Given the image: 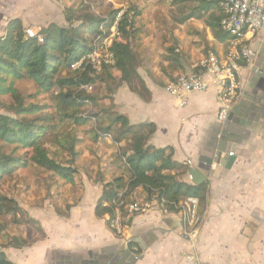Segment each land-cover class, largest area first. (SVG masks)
<instances>
[{
  "label": "crops",
  "instance_id": "crops-1",
  "mask_svg": "<svg viewBox=\"0 0 264 264\" xmlns=\"http://www.w3.org/2000/svg\"><path fill=\"white\" fill-rule=\"evenodd\" d=\"M73 1L0 0V12H6L0 37L12 19L36 26V9L69 7ZM175 5L170 0H132L138 31L129 40L148 92L143 97L114 70L113 81L106 76L94 85L97 100L89 109L96 113L114 106L132 124L154 123L150 143L173 149L182 181L207 185L196 242L186 236L188 226L179 211L136 215L124 235L110 227L109 214L97 216L104 184L123 173L118 154L127 142L95 139L91 121L80 128L73 180L55 177L43 182V191L16 197L22 209L18 217L23 213L29 224L23 227L18 221L19 231L10 234L28 245L3 248L14 264H264V31L258 38L263 58L255 67L241 66L242 94L222 126L214 87L192 92L184 106L166 90L179 74L196 70L208 54L225 57L228 49V40L216 38L206 21L215 8L202 11L204 18L177 19L171 26L167 10ZM216 10L221 12L219 5ZM51 22L66 24L65 18ZM144 197V188H137L135 198ZM126 249L132 253L120 260Z\"/></svg>",
  "mask_w": 264,
  "mask_h": 264
},
{
  "label": "trees",
  "instance_id": "trees-1",
  "mask_svg": "<svg viewBox=\"0 0 264 264\" xmlns=\"http://www.w3.org/2000/svg\"><path fill=\"white\" fill-rule=\"evenodd\" d=\"M199 2L201 6H185L183 10H190L178 19L179 22L193 17L204 18L202 11L218 7L215 0ZM120 9H112L107 16H102L83 0L78 6L65 7L66 24L51 22L43 27L40 31L43 43L26 35V27L20 19L8 22L0 37V97L9 96L12 102L8 106L2 103L10 112L0 113V143L2 148L10 146L11 149L10 152L0 150V180L19 167L35 165L72 181L77 172L74 163L80 155V128L93 121L95 139L109 136L117 143L127 142L118 154L123 173L104 184L96 206L97 216H112L121 201L136 199L139 187L144 188L146 199L164 198L170 210L179 211L176 205L190 196L199 199L200 208L205 207L207 185L182 181L178 172L181 165L173 159V149L150 143L156 132L154 123L132 124L114 106L96 113L89 109L97 98L93 90L83 86L96 85L106 76L113 81L114 70L120 71L121 81L143 97L148 92L139 78L136 54L129 40L138 31L135 8L125 10L119 25L121 36L110 47L114 64H103L98 70L83 62L80 67L73 68L99 43L96 36L103 33L102 25L106 31L104 37L109 35ZM222 17V10L219 15L212 13L207 24L215 37L224 42L229 40V34L221 28ZM23 80L33 82L39 91L48 94L49 102L27 103L33 95L23 94L16 85ZM20 151L24 152L20 154ZM19 212L22 209L16 199L0 194V215L15 216ZM7 227V221L0 222V233L5 234ZM6 236L7 242L0 246V264H14L3 248H21L28 245V241L19 236Z\"/></svg>",
  "mask_w": 264,
  "mask_h": 264
},
{
  "label": "built area",
  "instance_id": "built-area-1",
  "mask_svg": "<svg viewBox=\"0 0 264 264\" xmlns=\"http://www.w3.org/2000/svg\"><path fill=\"white\" fill-rule=\"evenodd\" d=\"M223 12L221 28L229 34L228 49L225 57L216 53L208 54L193 72L179 74L167 86V92L179 100L180 106L186 105L188 97L192 92L205 91L214 87L218 94L219 110L218 121L222 126L226 125L230 113L240 95L242 94V82L240 70L242 62L252 56V51L247 43L260 30L264 29V0H215ZM124 9L118 12L114 24L108 36L104 37L106 31L102 25V34L96 36L99 43L95 48L85 55L73 68L80 67L83 62L90 63L98 70L103 64H114V55L110 47L115 39L121 36L119 31L120 21ZM28 37L36 38L38 42H44V36L39 30L32 27L25 29ZM85 89L92 91L94 85H85ZM233 157L234 152H229ZM107 204V203H106ZM105 204V205H106ZM180 207L179 212L183 215L184 222L188 226L185 232L192 243L198 237L202 217L199 212L200 201L197 197H187L176 205ZM160 211L168 214L170 210L166 206L164 198L121 201L109 218V225L118 235H124L132 219L136 215L148 212ZM188 258H195L189 255Z\"/></svg>",
  "mask_w": 264,
  "mask_h": 264
},
{
  "label": "rangeland",
  "instance_id": "rangeland-1",
  "mask_svg": "<svg viewBox=\"0 0 264 264\" xmlns=\"http://www.w3.org/2000/svg\"><path fill=\"white\" fill-rule=\"evenodd\" d=\"M82 0H74L73 6H78V3H80ZM87 4H91L93 8L96 9V11L101 14L102 16H107L110 10L112 9H124L128 10L131 7L132 0H83ZM174 3H177V5L174 6V8H170L167 10L171 26L175 25L174 21L176 22L177 19H180L188 10H183L185 6H201L199 0H170ZM64 9L65 7H62V5L54 9H36L33 19L37 21L38 23L36 26L31 25L32 28L35 30L41 31L43 27H46L49 24V21H57L59 23L63 22L65 15H64ZM7 10V9H6ZM11 9H9L10 12ZM44 10H46L44 12ZM5 12H0V27H3L6 24V21L2 18V15ZM214 15H219L220 13L217 12L216 8L213 10ZM209 18V16H208ZM206 18V21L207 19ZM26 28L30 27V25L25 26ZM111 31V30H109ZM264 31V29L260 30L255 36L247 43L249 48L252 51V56L246 60L247 67H255L257 66V62L260 57L259 53L262 49V46L259 44V36ZM258 44V45H257ZM260 46V47H259ZM259 54V56H258ZM19 90L25 94V95H33V98L27 99V103L38 101V102H49L48 94L42 93L39 91L37 86L27 80L18 81L16 83ZM12 102V99L9 96L6 97H0V113H9V109L7 106ZM7 105H3V104ZM83 128V127H82ZM0 143V150L4 152H10L11 147L7 146L5 148L1 147ZM24 151H20L19 153L22 154ZM56 175L52 174L51 172L39 168L35 165L27 166V167H19L16 170H14L11 173L5 174L3 178L0 180V194L8 195L9 197H13L14 199L16 197H25L28 198V193L31 192H41L44 190L43 185L44 183H48V181L53 180ZM40 180V181H37ZM47 181V182H46ZM44 182V183H43ZM17 200V198H16ZM18 201V200H17ZM20 213V212H19ZM7 221L8 227L6 231L3 233H0V246H3L7 240L8 237L6 235L13 234V232L19 231L18 221H21V226L28 227L27 224L29 222L27 221V216L21 213V216L18 217V214L14 215H0V222ZM17 223V225L15 224ZM30 237V236H29Z\"/></svg>",
  "mask_w": 264,
  "mask_h": 264
},
{
  "label": "water",
  "instance_id": "water-1",
  "mask_svg": "<svg viewBox=\"0 0 264 264\" xmlns=\"http://www.w3.org/2000/svg\"><path fill=\"white\" fill-rule=\"evenodd\" d=\"M241 119H242V118L240 117L239 120H241ZM233 158H234V157H231L232 160H233ZM190 173H191V175H193L194 170H191ZM196 182L199 183L200 181L197 180ZM131 253H132V252H131L130 249H126V250L124 251V256L122 257V259H120L121 257H119V259H120V260H123L124 258H128L129 255H130ZM118 262H119V260H118L116 263L113 261L112 264H119Z\"/></svg>",
  "mask_w": 264,
  "mask_h": 264
}]
</instances>
